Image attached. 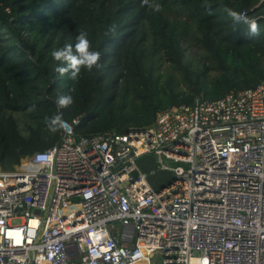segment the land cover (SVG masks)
<instances>
[{
	"label": "built area",
	"instance_id": "built-area-1",
	"mask_svg": "<svg viewBox=\"0 0 264 264\" xmlns=\"http://www.w3.org/2000/svg\"><path fill=\"white\" fill-rule=\"evenodd\" d=\"M66 125L0 170V264H264V82L144 129ZM148 155L172 175L157 190Z\"/></svg>",
	"mask_w": 264,
	"mask_h": 264
},
{
	"label": "trees",
	"instance_id": "trees-1",
	"mask_svg": "<svg viewBox=\"0 0 264 264\" xmlns=\"http://www.w3.org/2000/svg\"><path fill=\"white\" fill-rule=\"evenodd\" d=\"M227 9L259 34L234 26ZM81 32L99 67L72 79L51 53ZM263 82L264 0H0V170L58 144L62 129L48 127L57 114L75 137L123 133L150 127L158 111ZM60 96L73 103L60 108ZM136 165L154 190L172 180L152 155Z\"/></svg>",
	"mask_w": 264,
	"mask_h": 264
},
{
	"label": "clouds",
	"instance_id": "clouds-1",
	"mask_svg": "<svg viewBox=\"0 0 264 264\" xmlns=\"http://www.w3.org/2000/svg\"><path fill=\"white\" fill-rule=\"evenodd\" d=\"M147 3V0H144ZM155 11H159V5L154 6ZM228 15L232 18L233 24H247L249 34L256 36L259 34L258 25L253 21H249L245 15H242L231 9H227ZM52 58L55 61L60 62L63 66L58 67L57 71L64 75L70 73V78L75 79L78 77L82 69L91 71L94 67H99L98 61L100 60V52L91 50V45L87 34L81 32L76 37L75 44H66L63 48L54 50ZM73 103L71 96H60L57 100V104L60 108L68 107ZM67 122L64 121L60 114H57L49 119L48 127L49 131L56 132L58 129H63Z\"/></svg>",
	"mask_w": 264,
	"mask_h": 264
},
{
	"label": "water",
	"instance_id": "water-1",
	"mask_svg": "<svg viewBox=\"0 0 264 264\" xmlns=\"http://www.w3.org/2000/svg\"><path fill=\"white\" fill-rule=\"evenodd\" d=\"M64 128H65V130H67L68 129V126L66 125Z\"/></svg>",
	"mask_w": 264,
	"mask_h": 264
}]
</instances>
